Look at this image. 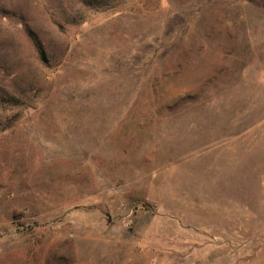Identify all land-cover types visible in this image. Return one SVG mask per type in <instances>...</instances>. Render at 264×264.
I'll return each mask as SVG.
<instances>
[{"label": "rangeland", "instance_id": "1", "mask_svg": "<svg viewBox=\"0 0 264 264\" xmlns=\"http://www.w3.org/2000/svg\"><path fill=\"white\" fill-rule=\"evenodd\" d=\"M0 264H264V0H0Z\"/></svg>", "mask_w": 264, "mask_h": 264}]
</instances>
